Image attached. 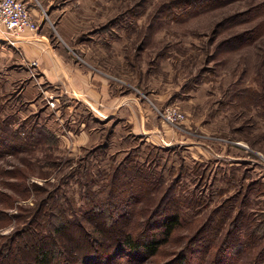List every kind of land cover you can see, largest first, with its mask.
Listing matches in <instances>:
<instances>
[{
	"label": "rangeland",
	"instance_id": "obj_1",
	"mask_svg": "<svg viewBox=\"0 0 264 264\" xmlns=\"http://www.w3.org/2000/svg\"><path fill=\"white\" fill-rule=\"evenodd\" d=\"M25 1L38 28L0 30V264L40 245L71 264H264V0ZM27 30L93 89L45 80ZM175 214L156 255L113 252Z\"/></svg>",
	"mask_w": 264,
	"mask_h": 264
},
{
	"label": "trees",
	"instance_id": "obj_2",
	"mask_svg": "<svg viewBox=\"0 0 264 264\" xmlns=\"http://www.w3.org/2000/svg\"><path fill=\"white\" fill-rule=\"evenodd\" d=\"M177 223H179V217L176 214L169 215L157 222V227L153 231L146 232L139 237H134L133 234L126 232L116 238L113 252L124 248L128 249L133 255H136L135 259L152 257L158 253L161 246L172 236L177 227ZM63 226L58 227L57 231L62 230L64 228ZM72 254L75 253L72 251L70 254L61 256L59 250L54 246L46 248L40 245L36 247L35 260L36 264H61V260L71 264V259L67 256ZM112 256V253H103L97 249L83 255L82 262L84 260L87 262L86 264H111L110 261L114 257ZM116 264H121V262L117 261Z\"/></svg>",
	"mask_w": 264,
	"mask_h": 264
},
{
	"label": "crops",
	"instance_id": "obj_3",
	"mask_svg": "<svg viewBox=\"0 0 264 264\" xmlns=\"http://www.w3.org/2000/svg\"><path fill=\"white\" fill-rule=\"evenodd\" d=\"M31 9L34 14H37L36 8ZM21 36L18 41L22 47L21 58L29 63H35L36 68L41 71L42 77L51 82L53 86L57 87L58 85H55V82L61 80L63 88H66L69 93L77 91L76 93L80 96H83V81L85 89H93L90 85L94 84L89 83L88 85L87 83L89 82L88 77H85L86 80L83 78V68L77 67L63 59L60 62L58 58L61 57L55 56V53L47 44L46 40H43L42 34H35L33 31L27 30ZM3 50L5 48H0V58L6 55L10 56Z\"/></svg>",
	"mask_w": 264,
	"mask_h": 264
},
{
	"label": "built area",
	"instance_id": "obj_4",
	"mask_svg": "<svg viewBox=\"0 0 264 264\" xmlns=\"http://www.w3.org/2000/svg\"><path fill=\"white\" fill-rule=\"evenodd\" d=\"M38 23L34 19L28 3L25 0H0V30L3 32H18L26 29L35 30ZM165 117L170 121L183 119L181 111L168 109Z\"/></svg>",
	"mask_w": 264,
	"mask_h": 264
}]
</instances>
